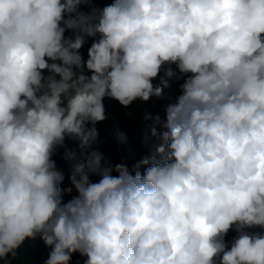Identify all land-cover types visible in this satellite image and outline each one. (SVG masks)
<instances>
[{
	"label": "clouds",
	"instance_id": "clouds-1",
	"mask_svg": "<svg viewBox=\"0 0 264 264\" xmlns=\"http://www.w3.org/2000/svg\"><path fill=\"white\" fill-rule=\"evenodd\" d=\"M88 2L0 0V264L37 236L45 264L77 253L84 264H264V235L247 231L264 228V0L80 12ZM166 64L190 75L165 119L146 116L144 143L159 144L113 166L94 147L105 98L161 97L168 81H152ZM66 138L78 142L64 153L77 195L64 202L72 188L52 157Z\"/></svg>",
	"mask_w": 264,
	"mask_h": 264
},
{
	"label": "trees",
	"instance_id": "trees-1",
	"mask_svg": "<svg viewBox=\"0 0 264 264\" xmlns=\"http://www.w3.org/2000/svg\"><path fill=\"white\" fill-rule=\"evenodd\" d=\"M111 2L112 0H90L88 3H82L78 10L82 13L90 14L93 9L102 10ZM72 35L71 32H66V36ZM92 42L91 40H86L80 49L86 60L88 58V49ZM169 67L176 73L171 79L165 76V72ZM187 75L190 74H181L175 64H166L162 67L158 77L152 81L154 86L161 87H163L162 80L168 81V86L163 87L161 97L153 96L148 101L137 99L127 107L122 106L118 101L105 98L104 104L106 111L109 112V119L103 121L98 129L99 140L94 147L101 151L113 166L117 163H125L130 169L143 157L150 156L154 151L153 145H158L159 141L153 138L147 145L144 143L145 134L148 133L150 136L149 126L152 124V120L146 119V116L155 117L159 115L162 120L165 119V109L168 104L174 103L178 96L182 94L181 85L187 79ZM117 130L126 135L127 143L121 144L117 142L115 135ZM161 130L158 128V131ZM65 148L78 150V142L66 138L65 147H58L52 157L58 170L63 172L65 176L61 184L62 189L72 188L71 192H64L63 200L67 202L77 193L69 179L71 167L70 162L64 159ZM91 179L93 182H97L99 177L93 175ZM247 231L250 234L264 235V228L260 227L249 228ZM236 235L235 230H230L225 237L226 243L230 245ZM50 251V247L46 246L39 236L35 239H26L21 247L16 250V255L8 258V264H45ZM85 260L86 257H82L77 253L72 256L70 264H84Z\"/></svg>",
	"mask_w": 264,
	"mask_h": 264
},
{
	"label": "built area",
	"instance_id": "built-area-1",
	"mask_svg": "<svg viewBox=\"0 0 264 264\" xmlns=\"http://www.w3.org/2000/svg\"><path fill=\"white\" fill-rule=\"evenodd\" d=\"M87 38L92 39V40L94 39V38H92V37H87ZM82 57H83V56H82ZM83 58H84V57H83ZM84 60H85V58H84ZM95 126H96L97 129H99V128H100V123H97Z\"/></svg>",
	"mask_w": 264,
	"mask_h": 264
}]
</instances>
